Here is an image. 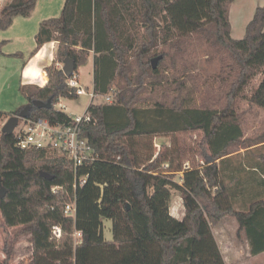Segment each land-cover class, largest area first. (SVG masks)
Here are the masks:
<instances>
[{"label":"trees","instance_id":"obj_1","mask_svg":"<svg viewBox=\"0 0 264 264\" xmlns=\"http://www.w3.org/2000/svg\"><path fill=\"white\" fill-rule=\"evenodd\" d=\"M36 1L0 5V31L15 17L30 16ZM234 1L66 0L59 17L40 24L32 54L50 42L57 48L45 68L47 83L20 88L27 105H41L32 108L28 119L70 123L68 115L54 108L60 99L77 98L60 68L66 58L76 72L92 54L94 92L103 96L115 90L118 95L112 104L88 107L93 122L82 128L81 136L89 140L97 160L78 171L88 179L75 191L64 155L20 150L13 133L0 132V222L4 228L23 227L20 233L30 235L33 264H224L211 227L226 217L244 233L252 256L264 253V198L251 194L241 203L243 210H237L231 201L235 195L219 180V164L232 147L264 143V132L251 141L243 138L236 114L240 98L264 110V6L255 9L243 38L235 40L229 22ZM191 35L204 40L220 61L222 107H182L177 99L170 106L137 107L147 79L161 83L167 68L176 67L173 53L155 54L156 48L180 51ZM4 44L0 42V55ZM158 57L152 69L151 60ZM256 76L261 82L245 95ZM195 132L202 134L203 168L184 169L181 185L173 182L180 165L171 169L169 160L167 173H160L162 155L144 157L137 146V140ZM251 170L264 177V165ZM260 186L264 188V181ZM53 187L59 190L52 193ZM172 191L182 194L181 220L170 215ZM74 197L75 215L66 216L64 207ZM106 220L111 222V241L103 235ZM54 227L60 228L59 238L52 234ZM136 247L138 256L133 255Z\"/></svg>","mask_w":264,"mask_h":264},{"label":"rangeland","instance_id":"obj_2","mask_svg":"<svg viewBox=\"0 0 264 264\" xmlns=\"http://www.w3.org/2000/svg\"><path fill=\"white\" fill-rule=\"evenodd\" d=\"M263 6L264 0H236L232 5L230 4L229 22L233 39L240 40L243 38L245 27L251 20L255 9ZM180 47L181 50L177 52L170 51L166 45H159L156 48L155 54L162 51L169 54L173 53L176 67L174 71L170 67L167 68L164 73V81L161 83L153 82L150 78L147 79L146 87L140 94L141 100L136 105L137 107L149 109L158 104L170 106L175 99H177V105L182 107L200 108L205 106L216 109L222 107V101L219 99H221V93L225 87L222 86L220 78H218L221 64L213 49L204 40L194 35H191L189 40L181 43ZM9 48H13L12 44ZM166 63H168V59ZM75 75L78 76V82L82 87L92 88L93 55H90L84 66L76 70ZM261 80V76H256L246 88L245 95L248 96ZM4 82L5 80L0 82V132L7 121L3 122L5 117H2L1 114L19 112L23 106L22 100L25 99L19 87L16 88L17 80L14 82V79H12L9 82ZM180 82H184V85L178 86ZM88 103L87 97L80 96L75 99H60L54 108L66 115L77 116L85 111ZM236 103V114L241 125L243 138L246 141H251L259 137L264 132V110L250 105L247 100L242 98L238 99ZM19 123H21V120ZM201 140L202 134L200 132L178 133L170 138L156 137L147 141L137 140V146L144 157L158 153L162 155L158 167L160 173H167L166 164L169 160H171V169L180 165L179 169L181 171L174 176L173 182L181 185V176L184 169L201 170L203 168L202 159L199 156ZM230 152L231 154L225 157V160L221 161L220 164L217 162L220 169L219 180L225 187H229L231 194L233 192V195H235L231 198L233 207L237 210H243L244 205H241V203L248 201L251 194H257L256 198L258 199L264 198V188L260 186L261 181H264V177L251 170V167L256 164L264 165V143L249 148L232 147ZM237 185H241L243 188L238 190ZM211 192L214 193L215 190L213 189ZM169 211L172 217L178 220L183 218L185 211L180 192L172 191ZM22 229L23 227L4 228L0 222L1 261L6 259L8 264H33L31 237L30 235L21 234ZM236 229L237 224L231 217H226L218 225L211 227L212 235L217 238L216 244L228 253L231 260L236 258L232 256L233 253L231 254L233 252L232 248L234 246L238 250L241 248V236L239 235L241 232H236ZM103 235L106 241H111V222L109 220L103 221ZM139 250L140 248L136 247L137 254L134 253L133 255L138 256L140 254ZM237 259L236 263L232 262L230 264H264V256L255 259Z\"/></svg>","mask_w":264,"mask_h":264},{"label":"built area","instance_id":"obj_3","mask_svg":"<svg viewBox=\"0 0 264 264\" xmlns=\"http://www.w3.org/2000/svg\"><path fill=\"white\" fill-rule=\"evenodd\" d=\"M75 73L74 71L70 78H66V84L76 97L85 96L89 100L85 111L81 115H68L70 123L67 125L50 123L44 118L21 120V123H18L13 131L15 147L20 150H52L64 155L72 167L74 191L77 187H82L88 179V175L78 176V171L83 167L86 168L92 165L97 160V155L89 140L81 136L82 128L93 122L88 107L112 104L118 95L117 91L112 90L107 95L102 96L96 94L93 87L91 89L82 87ZM58 190V187H53L51 192L56 193ZM75 211L76 201L74 197L65 205L64 214L74 216ZM52 234L55 238H59L60 228L54 227Z\"/></svg>","mask_w":264,"mask_h":264},{"label":"crops","instance_id":"obj_4","mask_svg":"<svg viewBox=\"0 0 264 264\" xmlns=\"http://www.w3.org/2000/svg\"><path fill=\"white\" fill-rule=\"evenodd\" d=\"M7 1L10 0H0V5L2 6ZM65 1L66 0H37L35 8L30 16L15 17L12 25L7 30L0 31V42L5 41V44L2 47V55H0V82L5 80L4 83H6V81L9 82L12 79H14L15 82V80H17L16 88L19 87V89L21 87L30 86L43 87L47 83L48 79L45 73V68L51 65L54 59L57 43H46L35 54H32L35 49V36L40 24L44 20L60 16ZM11 44L13 48H9ZM41 50H43L44 54L37 59ZM15 54H19V56H11ZM32 63H35L36 68L39 70V74L26 76L25 70ZM22 105L23 106L20 109H23L27 105L25 99L22 100ZM11 114L12 113L4 114L6 117L3 118V122L11 117ZM236 232H238V226ZM239 235L241 236L240 247L243 251L241 248L238 250L237 247L234 246L232 248L233 252H231V254L233 253L232 256L236 257L234 260L229 259L228 253L223 251L220 245H217L225 264H230L232 262L236 263L238 260L237 258L255 259L264 256V253L252 256L250 254L249 243L246 237H244L245 235L242 232L239 233ZM213 237L216 239H214L216 242L217 238L214 235Z\"/></svg>","mask_w":264,"mask_h":264},{"label":"water","instance_id":"obj_5","mask_svg":"<svg viewBox=\"0 0 264 264\" xmlns=\"http://www.w3.org/2000/svg\"><path fill=\"white\" fill-rule=\"evenodd\" d=\"M161 57L154 58L151 60V67L154 69L160 60ZM61 71L65 78H70L75 71L74 63L71 59L66 58L62 64ZM41 106L39 102L34 101L31 105H26L23 109H21L16 115H13L7 119L3 127L1 128V132L4 134H12L14 129L18 126L20 120L28 119L30 112L33 107ZM42 176L44 174L41 173ZM4 191L0 184V197H3Z\"/></svg>","mask_w":264,"mask_h":264},{"label":"clouds","instance_id":"obj_6","mask_svg":"<svg viewBox=\"0 0 264 264\" xmlns=\"http://www.w3.org/2000/svg\"><path fill=\"white\" fill-rule=\"evenodd\" d=\"M43 50H41L39 56L37 57V59H39L40 57L43 56ZM32 74H39V70L36 68L35 63H32L29 65V67L25 70V75H32Z\"/></svg>","mask_w":264,"mask_h":264}]
</instances>
